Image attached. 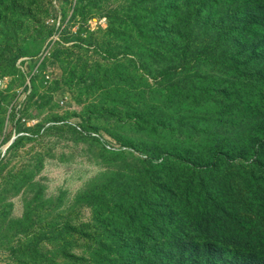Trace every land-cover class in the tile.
Returning <instances> with one entry per match:
<instances>
[{
  "label": "rangeland",
  "instance_id": "374dc122",
  "mask_svg": "<svg viewBox=\"0 0 264 264\" xmlns=\"http://www.w3.org/2000/svg\"><path fill=\"white\" fill-rule=\"evenodd\" d=\"M243 3L0 0V264L166 250L196 207L264 239V61L234 39Z\"/></svg>",
  "mask_w": 264,
  "mask_h": 264
},
{
  "label": "trees",
  "instance_id": "16d2710c",
  "mask_svg": "<svg viewBox=\"0 0 264 264\" xmlns=\"http://www.w3.org/2000/svg\"><path fill=\"white\" fill-rule=\"evenodd\" d=\"M243 4L234 39L243 42L245 57L264 61V0H244ZM221 223L220 215L196 207L192 214L177 217L162 238L167 240L166 250L139 253L131 245L114 242L117 249L113 253L100 254L114 255V264H264V239L223 232Z\"/></svg>",
  "mask_w": 264,
  "mask_h": 264
},
{
  "label": "water",
  "instance_id": "95a60500",
  "mask_svg": "<svg viewBox=\"0 0 264 264\" xmlns=\"http://www.w3.org/2000/svg\"><path fill=\"white\" fill-rule=\"evenodd\" d=\"M13 141H14V139L11 140V142L9 143V145H11Z\"/></svg>",
  "mask_w": 264,
  "mask_h": 264
}]
</instances>
